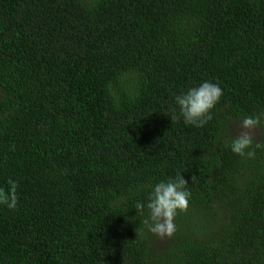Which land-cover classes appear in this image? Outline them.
<instances>
[{"label": "trees", "instance_id": "obj_1", "mask_svg": "<svg viewBox=\"0 0 264 264\" xmlns=\"http://www.w3.org/2000/svg\"><path fill=\"white\" fill-rule=\"evenodd\" d=\"M205 81L221 101L186 125ZM261 112L264 0H0V264H264V148H230ZM178 173L161 240L134 206Z\"/></svg>", "mask_w": 264, "mask_h": 264}, {"label": "clouds", "instance_id": "obj_2", "mask_svg": "<svg viewBox=\"0 0 264 264\" xmlns=\"http://www.w3.org/2000/svg\"><path fill=\"white\" fill-rule=\"evenodd\" d=\"M223 96L222 88L215 83L205 81L200 86L189 89L186 93L177 95L175 103L179 106L180 115L184 123L196 128L205 126L212 120V112L220 103ZM175 121L177 117L171 116ZM241 131L231 139V151L241 158L254 159L255 149L264 148V132L261 133V142L254 140L255 132L264 129V112L258 115H248L240 120ZM196 177H193V183ZM7 190L0 188V205L15 211L18 205V184L8 180ZM191 192L188 182L178 173L175 179L157 183L148 202H137L134 206L138 215H144L145 207L148 218L142 221L144 227L159 239H171L177 231L175 219L178 214L187 213L190 206ZM139 233V230H138Z\"/></svg>", "mask_w": 264, "mask_h": 264}, {"label": "rangeland", "instance_id": "obj_3", "mask_svg": "<svg viewBox=\"0 0 264 264\" xmlns=\"http://www.w3.org/2000/svg\"><path fill=\"white\" fill-rule=\"evenodd\" d=\"M231 131H232V134L236 137L241 131L240 122L233 123V125H231ZM257 135H258V130H256L254 138Z\"/></svg>", "mask_w": 264, "mask_h": 264}]
</instances>
